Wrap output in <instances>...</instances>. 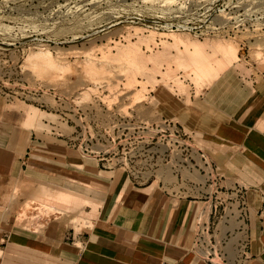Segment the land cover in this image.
Listing matches in <instances>:
<instances>
[{"label": "rangeland", "instance_id": "rangeland-1", "mask_svg": "<svg viewBox=\"0 0 264 264\" xmlns=\"http://www.w3.org/2000/svg\"><path fill=\"white\" fill-rule=\"evenodd\" d=\"M263 63L264 0H0V101L127 175L201 168L185 117Z\"/></svg>", "mask_w": 264, "mask_h": 264}, {"label": "crops", "instance_id": "crops-1", "mask_svg": "<svg viewBox=\"0 0 264 264\" xmlns=\"http://www.w3.org/2000/svg\"><path fill=\"white\" fill-rule=\"evenodd\" d=\"M239 71L230 95L212 90L203 120L186 116L184 128L200 135L218 186L245 189L248 218L224 246L228 262L245 239V264H264V63ZM7 107L0 101V264H208L193 249L215 206L200 173L114 171ZM227 227L219 222L218 238Z\"/></svg>", "mask_w": 264, "mask_h": 264}, {"label": "built area", "instance_id": "built-area-1", "mask_svg": "<svg viewBox=\"0 0 264 264\" xmlns=\"http://www.w3.org/2000/svg\"><path fill=\"white\" fill-rule=\"evenodd\" d=\"M180 29L183 28L175 26V30ZM213 30L218 31L219 28ZM219 33H221V31ZM226 34L227 32L223 36H226ZM175 133L177 134V132ZM82 151L85 155H95L92 154L91 151H88L86 147H82ZM197 153H199L201 157V168L197 167L193 160L186 163L185 167L189 174L192 173L195 168L198 169L203 177L204 185L208 187V194H206V197L213 195L215 206L209 214L212 221L203 222L201 218L197 221L194 228L193 249L203 257L208 264H245L248 260V253L246 251L247 242L245 239L240 240L237 248H235L237 261L235 254L234 262L229 263L228 254L224 250V246L230 235H232V232L236 230V228H238L240 232L244 230L248 218L245 189L237 185L231 190L219 187L214 168L200 150H198ZM219 222L222 225L228 226V236L223 238L217 237L216 233L218 231Z\"/></svg>", "mask_w": 264, "mask_h": 264}]
</instances>
